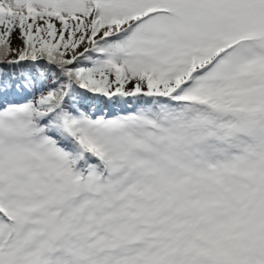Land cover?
Segmentation results:
<instances>
[{
	"label": "snow or ice",
	"instance_id": "obj_1",
	"mask_svg": "<svg viewBox=\"0 0 264 264\" xmlns=\"http://www.w3.org/2000/svg\"><path fill=\"white\" fill-rule=\"evenodd\" d=\"M0 264H264V0H0Z\"/></svg>",
	"mask_w": 264,
	"mask_h": 264
}]
</instances>
